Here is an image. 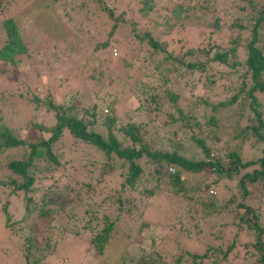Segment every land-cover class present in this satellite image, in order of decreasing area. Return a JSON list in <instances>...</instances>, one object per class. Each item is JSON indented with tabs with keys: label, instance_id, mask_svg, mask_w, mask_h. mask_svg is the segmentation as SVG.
I'll use <instances>...</instances> for the list:
<instances>
[{
	"label": "trees",
	"instance_id": "obj_1",
	"mask_svg": "<svg viewBox=\"0 0 264 264\" xmlns=\"http://www.w3.org/2000/svg\"><path fill=\"white\" fill-rule=\"evenodd\" d=\"M52 1H58L64 21L82 41L90 44L82 32L88 24L103 29V40L92 50L104 61L102 52L112 53L120 41L133 36L125 42L132 48L131 59H136L124 67L139 71L135 113L141 120L120 118L113 103L94 100L77 116L75 97L68 104L55 103L50 95H33L23 111L16 104L4 110L0 103V207H7L9 194L21 196L22 217L14 221L7 217L5 226L12 238L22 240L25 264H50L72 224L76 235L87 238L98 262L110 243L120 238L118 221L123 216L138 220L137 233L147 232L152 239L146 208L159 191L166 190L195 202L204 218L228 216L231 221L208 231L210 243L201 253L181 252L170 263L161 255L154 258L156 248L150 244L133 251L136 256L128 257L129 264H264V0H138L136 12L146 23L139 28L130 22L128 34L123 32L126 12L115 0ZM8 2L0 0V13ZM1 25L6 41L0 48V74L24 81L28 68L21 57L35 50L22 40L11 17L3 18ZM45 49L35 54L31 66H49L43 65L47 63L43 54L52 51L53 56L58 50ZM92 69L100 82L117 87L116 71L105 72L98 63ZM91 76L94 79L95 72ZM220 86L230 94L222 100L199 94ZM122 90L125 93L126 88ZM238 102L242 114L248 115L244 125L235 123L232 130L219 112ZM42 108L54 119L51 127L36 122ZM150 113L166 117L163 128L149 125ZM33 128L44 136L31 134ZM24 129L29 134L22 135ZM65 135L82 145L85 160L93 158L95 181L119 178L113 192L100 201L90 196L95 190L91 182L63 180L70 179L65 173L67 151L60 145ZM250 139L257 154L245 159L243 144ZM180 140L189 142L197 154ZM86 149L91 156L84 154ZM189 174L216 178L194 189L188 186ZM44 180L49 186L36 197ZM255 185L263 189L258 200L252 195ZM212 188L217 194H209ZM228 190L232 193L225 200ZM227 235L230 241L225 242Z\"/></svg>",
	"mask_w": 264,
	"mask_h": 264
},
{
	"label": "rangeland",
	"instance_id": "obj_2",
	"mask_svg": "<svg viewBox=\"0 0 264 264\" xmlns=\"http://www.w3.org/2000/svg\"><path fill=\"white\" fill-rule=\"evenodd\" d=\"M8 1V4H4L6 10L4 13H0V48L6 41L1 21L3 18L11 17L21 32L22 40L29 44L35 52L32 55L27 54L21 57L22 63L28 68L27 78L24 81L12 76L9 77L4 72L0 74L4 78H0V103L4 110L9 109L7 108L8 105L16 104L19 106L18 109L23 111L27 105L25 102L32 98L33 95L40 98L50 95L53 96L55 103L69 104L71 97H75L77 116L92 102L103 101L104 103L109 102L108 104L113 103L114 111L120 118L141 120L135 113L136 108L139 106L135 91L138 82L136 78L139 71L134 70V68L124 67L125 62H133L136 59L135 57L131 59L132 48L128 49L125 42L133 39L131 34L128 35L130 38L127 37L124 42L120 41L116 47H113L112 53L102 52V54L106 55V60L104 61L102 57H99L98 52H93L92 50L93 45L104 38L101 27L96 28L94 23H90L88 27L85 26L83 28L82 32L90 42L88 44L82 41L81 35L73 29L69 22L64 21L65 17L58 1L56 3L51 2V0ZM64 1L69 3L72 0ZM115 2L120 6L121 11L126 12L125 18L128 23L123 29L124 34H128L131 31L130 22L138 23L139 28L144 27L146 21L136 12V8L140 6L138 0H115ZM84 34L82 35L84 36ZM44 47L46 48L45 50L53 49V47L56 49H53L54 51L58 50L53 56L52 51L43 54V58L47 59V63L43 65L49 66L44 67L41 66L42 64L31 66L34 62L35 54L42 52ZM68 52H70V55ZM70 57L73 58L71 59ZM97 58L98 61L94 63ZM97 63L105 72L107 70L116 71L114 76L116 82L114 85L117 87L115 89L114 87L110 88L109 85H106L107 83L100 82L97 79L99 77L97 76V70L94 71L96 77L94 79H92V76L90 77L94 73L92 68ZM219 68V70H222L221 67ZM108 75L110 76L109 72ZM19 81H23L24 84ZM130 84H132L131 89ZM124 87L126 91L122 93ZM114 91L116 92L114 93ZM93 93L97 94L99 98L95 100ZM19 94L23 97H19ZM186 94L189 96L188 93ZM199 94H204L206 97L214 95L216 101L230 95L228 89L222 86L212 92L205 91ZM239 104L238 102L230 108L220 109L219 112V115L224 118V123L228 127L230 126L232 130L235 123L244 125L248 115V112L242 114ZM181 105H183L182 102ZM37 115L36 122L38 124L42 125L44 123L47 128L54 125V119L44 108L40 109ZM11 116V114L7 115L6 118L10 119L12 118ZM165 120L166 117H158L155 113H150L149 125L161 129ZM20 133L22 135L29 134L27 129L22 130ZM31 134L44 136L36 128L32 129ZM67 138L68 136L65 135L60 145H64L67 151L65 160L69 163L65 167L67 169L65 173L70 176V179L63 180L70 184L77 183L79 185L91 182L95 190L90 196L94 201H100L110 192H113L120 183L119 178L107 176L106 180L101 183L95 181L98 171L97 165L94 168L93 164H91L93 158H90L91 162L85 160L81 151L82 145L79 143L75 144L74 141ZM175 140L178 141L177 138ZM182 144L190 153L197 154L190 148L189 142H184L183 140ZM243 148V157L245 159L254 157L255 152L257 154V149L254 148L252 139L246 141L243 144ZM84 154H87V149ZM90 154L87 155L91 156ZM93 157L96 158V155H93ZM224 164L227 166L228 162L224 160ZM206 178L205 174H189L187 177L188 186L195 189V186H202L204 181L210 182L211 179L216 177ZM235 181L233 180V182ZM43 185V187H39V190L49 186L46 180L43 181ZM260 189L256 185L253 187L252 195L255 196L256 200H258L259 194L263 192V189ZM83 190L85 191V189ZM40 192L41 190L35 196L38 197ZM215 192L217 194L216 188L209 190L211 195L215 194ZM231 193V190L227 191L225 200L229 198ZM233 193L238 194L235 189ZM200 196L202 195L200 194ZM84 198H88V195H85ZM6 200L8 203L7 207L5 209L0 207V264H25L22 240L19 241L18 238H12L9 229L5 226L7 217L11 221L22 217L23 202L21 196L17 193L9 194ZM201 212L202 209L195 202L174 195L167 190L159 191L152 198L145 212V220L152 225V239L147 238V232L137 233L138 220L123 216L118 221L120 238L110 243L112 245L105 249L103 257L98 262L97 258L92 254L87 238L83 235H76L78 229L72 224L67 228L60 248L50 264H129L127 261L128 257L136 256L133 251H138L139 247L147 249L150 244H154L156 248V252L153 253V255L156 254L154 258H159V255H161L166 262L170 260V263L176 257L175 255L181 252L201 253L205 244L210 243V240L205 236L208 231L213 230L215 232L219 224L230 223L231 221L228 216H222L218 219H216L217 216L204 218ZM116 213L115 211L112 216L115 217ZM228 239L230 237L227 235L225 242L230 241ZM130 264L134 263L130 262Z\"/></svg>",
	"mask_w": 264,
	"mask_h": 264
},
{
	"label": "built area",
	"instance_id": "obj_3",
	"mask_svg": "<svg viewBox=\"0 0 264 264\" xmlns=\"http://www.w3.org/2000/svg\"><path fill=\"white\" fill-rule=\"evenodd\" d=\"M211 157H213V156H211ZM169 171L170 172H173L174 170L172 168H169ZM212 193H214V192H212Z\"/></svg>",
	"mask_w": 264,
	"mask_h": 264
}]
</instances>
